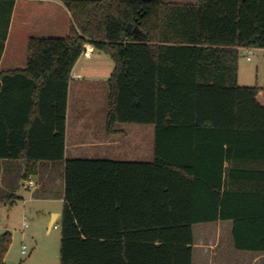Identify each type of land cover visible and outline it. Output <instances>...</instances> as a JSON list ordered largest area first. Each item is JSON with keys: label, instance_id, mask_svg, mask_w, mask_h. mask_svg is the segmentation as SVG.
<instances>
[{"label": "trees", "instance_id": "trees-1", "mask_svg": "<svg viewBox=\"0 0 264 264\" xmlns=\"http://www.w3.org/2000/svg\"><path fill=\"white\" fill-rule=\"evenodd\" d=\"M15 4L0 0V60ZM64 5L69 34L31 38L26 67L0 72V205L33 177L34 198H64L60 264H193L194 227L220 222L237 251L264 253V88L239 84L242 50L264 49V0ZM88 43L115 64L107 132L153 125L152 161L66 158ZM12 243L0 236V264Z\"/></svg>", "mask_w": 264, "mask_h": 264}, {"label": "crops", "instance_id": "crops-1", "mask_svg": "<svg viewBox=\"0 0 264 264\" xmlns=\"http://www.w3.org/2000/svg\"><path fill=\"white\" fill-rule=\"evenodd\" d=\"M164 3L176 4H197L198 0H162ZM27 3H36L35 0H16V4L11 17L8 37L5 43V49L1 55L0 72L16 69H24L28 59V45L31 38H46L45 35H68L72 23V16L64 3H58L61 7V14L65 19L62 27L53 26V23L58 21V17L53 15L54 7L50 4L52 1H40L33 5ZM39 2V1H37ZM31 3V4H32ZM94 48V46H93ZM243 49L242 51H244ZM253 50V49H252ZM264 50V49H256ZM95 53L98 57L94 59ZM109 57L97 50H93L90 58L84 57L82 54L76 63L70 82L68 110H67V128H66V158L67 159H94V160H113V161H129V162H149L154 159V148L150 153L144 147L143 137L137 127H124L125 124L117 125L115 129L119 131L117 134H109L107 132V114L105 112L102 118L89 117L86 122L81 119V124L86 127H81L77 130L74 145L69 146V120L71 111V101L73 95L94 97L98 92L104 96V103L108 105V95L110 91L109 80L114 70L113 65L106 59ZM110 58V57H109ZM111 59V58H110ZM112 60V59H111ZM107 67V74L103 76L104 70ZM240 80V69H239ZM260 87V86H259ZM98 121V122H97ZM99 126V127H98ZM123 136L125 138H123ZM31 181L34 183V188L31 192L32 199H26L23 193L24 190H30V185L25 184V187L19 192V196L23 199L19 203L28 204V202H40L45 204L49 210V214L53 216V220L49 223V231H52L59 223H61L62 212L64 208V198L60 199H36L33 193L37 188L38 178L33 177ZM56 223L53 225L54 219ZM216 224V223H214ZM198 226V225H197ZM195 228V227H194ZM233 230V227H232ZM195 235V234H194ZM234 244V243H233ZM249 253L255 255V260L264 258V253ZM201 263L197 257V249L194 244L193 264H205L207 251H204ZM23 253V251H22ZM6 264H11L6 261ZM258 264V263H257Z\"/></svg>", "mask_w": 264, "mask_h": 264}, {"label": "rangeland", "instance_id": "rangeland-1", "mask_svg": "<svg viewBox=\"0 0 264 264\" xmlns=\"http://www.w3.org/2000/svg\"><path fill=\"white\" fill-rule=\"evenodd\" d=\"M39 1V2H37ZM45 0H35L36 3ZM54 7L53 15L58 17V21L53 26L62 27L65 19L61 14V7L58 3H64V0H50ZM166 1V0H165ZM190 1V0H186ZM33 5L36 3H27ZM46 38L56 37L64 38L62 35H45ZM94 59L98 57L95 53ZM106 57V56H105ZM251 60L248 61L247 58ZM106 59L113 65L109 57ZM240 80L239 84L243 87L264 88V50H244L241 52L239 61ZM103 76L107 74V67ZM98 92L93 97L73 95L71 101L70 122H69V146L74 145L77 130L86 127L81 124L89 117L102 118L108 110L107 103H104V95ZM98 122V121H97ZM135 126L137 132L143 137L144 147L151 153L155 144V127L153 125L125 124L124 127ZM99 127V126H98ZM78 134V133H77ZM123 138H125L123 136ZM28 185V184H27ZM30 190H24L26 199H32ZM28 202V204L18 203L13 207L0 205V236L6 232L12 234L13 243L6 257V261L11 264H60L59 255L61 248L60 223L49 231V223L53 216L49 214L45 204L40 202ZM54 219L53 225L56 223ZM29 223V227L24 229V223ZM232 222H220L216 224H202L195 226V245L197 249L198 260L203 263L202 255L206 253L205 264H264V258L255 260V255L249 253H238L234 250L232 238ZM23 246L27 247V254L22 253Z\"/></svg>", "mask_w": 264, "mask_h": 264}, {"label": "built area", "instance_id": "built-area-1", "mask_svg": "<svg viewBox=\"0 0 264 264\" xmlns=\"http://www.w3.org/2000/svg\"><path fill=\"white\" fill-rule=\"evenodd\" d=\"M93 50H94V48H93V45L92 44H90V43L86 44L85 45V51L83 52L84 57L90 58L91 54L93 53ZM250 50H252V49H250ZM247 60L250 61L251 58L248 57ZM29 185L31 187H34L35 186L32 181L29 183ZM28 227H29V223L25 222L23 228L26 229ZM23 254L24 255L27 254V247L26 246H23Z\"/></svg>", "mask_w": 264, "mask_h": 264}, {"label": "water", "instance_id": "water-1", "mask_svg": "<svg viewBox=\"0 0 264 264\" xmlns=\"http://www.w3.org/2000/svg\"><path fill=\"white\" fill-rule=\"evenodd\" d=\"M127 31L128 32H132V33H134L135 35H138V36H142L143 35L141 30L138 27H134L132 24H130L128 26Z\"/></svg>", "mask_w": 264, "mask_h": 264}]
</instances>
